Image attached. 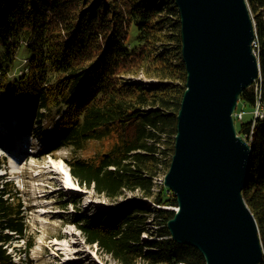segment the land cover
Returning a JSON list of instances; mask_svg holds the SVG:
<instances>
[{"label": "trees", "instance_id": "16d2710c", "mask_svg": "<svg viewBox=\"0 0 264 264\" xmlns=\"http://www.w3.org/2000/svg\"><path fill=\"white\" fill-rule=\"evenodd\" d=\"M247 1L261 75L240 94L236 111L249 107L252 118L245 112L236 128L251 144L243 195L264 247V116L253 112L258 93L264 106V0ZM180 27L174 0H0V121L11 128L16 118L39 137L40 155L67 148L80 186L111 201L125 190L153 196V205L132 200L78 223L118 264H206L197 247L172 238L177 197L155 181L171 162L186 87ZM140 73L159 80L132 79ZM104 140L108 151L76 156ZM12 189L0 180V264H19L11 246L28 229Z\"/></svg>", "mask_w": 264, "mask_h": 264}, {"label": "water", "instance_id": "95a60500", "mask_svg": "<svg viewBox=\"0 0 264 264\" xmlns=\"http://www.w3.org/2000/svg\"><path fill=\"white\" fill-rule=\"evenodd\" d=\"M174 1L186 87L163 178L178 201L167 225L206 264H259V224L243 195L252 149L234 118L240 94L261 75L256 22L247 0Z\"/></svg>", "mask_w": 264, "mask_h": 264}, {"label": "rangeland", "instance_id": "374dc122", "mask_svg": "<svg viewBox=\"0 0 264 264\" xmlns=\"http://www.w3.org/2000/svg\"><path fill=\"white\" fill-rule=\"evenodd\" d=\"M255 48V46H254ZM132 79L144 82L157 81L159 77L138 74ZM242 106L239 103V107ZM242 108V107H241ZM239 108V109H241ZM245 120L252 118V109L246 107ZM241 119L235 120L238 126ZM17 128L16 120H11ZM19 130H22L19 128ZM6 137V136H5ZM9 140V139H8ZM15 144L18 149L28 145L32 154L25 156L22 163L13 157H6L9 152L0 148V156L5 158V164L0 169L6 172L7 180L16 188L12 191L23 203L24 221L28 226L27 235L14 239L11 249L14 259L19 264H118L111 256L103 253L95 244L85 241L79 224L85 216L99 215V212L110 211L118 205L132 200L153 205V196L143 195L140 190H125L116 201H111L104 195L95 192L92 187L75 184L69 188L67 158L71 152L67 148H60L54 153L38 154L41 139L26 135L17 137ZM17 149V150H18ZM24 149V148H23ZM26 150V149H24ZM108 141H91L86 149L77 152V157L88 158L98 151H108ZM24 156V154H21ZM169 169V167H168ZM166 171L163 169L155 177V181L163 183ZM150 205V206H151ZM175 208L176 206H170ZM114 211V210H113ZM146 237V233L142 234Z\"/></svg>", "mask_w": 264, "mask_h": 264}, {"label": "built area", "instance_id": "2783aa9c", "mask_svg": "<svg viewBox=\"0 0 264 264\" xmlns=\"http://www.w3.org/2000/svg\"><path fill=\"white\" fill-rule=\"evenodd\" d=\"M253 112H254L255 119L258 117L264 116V106L260 101L259 93H258V98H257V104H256V107H255ZM244 114H245V111H243V110L238 111V119H242L244 117Z\"/></svg>", "mask_w": 264, "mask_h": 264}, {"label": "bare ground", "instance_id": "6f19581e", "mask_svg": "<svg viewBox=\"0 0 264 264\" xmlns=\"http://www.w3.org/2000/svg\"><path fill=\"white\" fill-rule=\"evenodd\" d=\"M260 95V94H259ZM235 117H237L238 118V111H236L235 110V112H234V118ZM28 145H25L24 147H27ZM16 150H17V148H16ZM71 177V175H70V173H69V171L67 170V180H66V183H68V187L69 188H71V187H73L72 185H70V184H75L74 182H73V180L70 178ZM173 192V191H172ZM178 206H176L175 208H177ZM172 209H174V208H172Z\"/></svg>", "mask_w": 264, "mask_h": 264}]
</instances>
